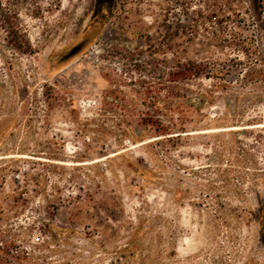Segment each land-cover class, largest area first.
Returning a JSON list of instances; mask_svg holds the SVG:
<instances>
[{
	"label": "rangeland",
	"instance_id": "1",
	"mask_svg": "<svg viewBox=\"0 0 264 264\" xmlns=\"http://www.w3.org/2000/svg\"><path fill=\"white\" fill-rule=\"evenodd\" d=\"M40 3L0 51V264H264V0ZM188 61L180 136L142 131Z\"/></svg>",
	"mask_w": 264,
	"mask_h": 264
},
{
	"label": "trees",
	"instance_id": "2",
	"mask_svg": "<svg viewBox=\"0 0 264 264\" xmlns=\"http://www.w3.org/2000/svg\"><path fill=\"white\" fill-rule=\"evenodd\" d=\"M41 0H0V51L12 50L16 53L32 54L34 49L27 34V28L23 13L39 14L41 11ZM207 63L188 61L179 62L176 66L166 71L164 89L166 98L162 106L149 105L142 109L136 120L142 131H150L157 137L176 138L178 130H183L182 125L174 115L173 100L176 98L175 89L179 84H185L193 78H211L212 73ZM6 130L2 129L0 134ZM178 131V132H177ZM133 140V139H132ZM143 225L132 226V239L123 247L130 251L135 257L137 251L144 246L141 244ZM141 238L138 239V236ZM143 262H152L150 258L143 259ZM153 263V262H152Z\"/></svg>",
	"mask_w": 264,
	"mask_h": 264
},
{
	"label": "water",
	"instance_id": "3",
	"mask_svg": "<svg viewBox=\"0 0 264 264\" xmlns=\"http://www.w3.org/2000/svg\"><path fill=\"white\" fill-rule=\"evenodd\" d=\"M81 46L76 47L73 51L72 54H74L78 49H80Z\"/></svg>",
	"mask_w": 264,
	"mask_h": 264
}]
</instances>
